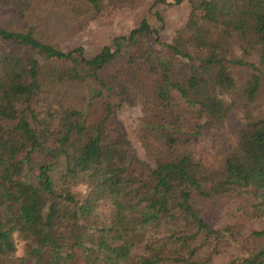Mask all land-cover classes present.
<instances>
[{"label":"trees","instance_id":"16d2710c","mask_svg":"<svg viewBox=\"0 0 264 264\" xmlns=\"http://www.w3.org/2000/svg\"><path fill=\"white\" fill-rule=\"evenodd\" d=\"M102 1L0 6L21 19L53 3L75 14L99 11ZM183 1L187 18L169 42L142 18L89 57L81 46L62 51L45 42L34 23L0 26V263L210 264L200 248L215 251L236 229L211 227L194 201L231 191L248 196L263 227L227 264H264V0L170 3ZM158 2L165 1L152 0L150 11ZM74 54L73 64L53 63ZM149 78L155 110L139 127L144 147L152 137L161 146L153 163L136 156L115 119ZM79 85L86 91L74 100ZM174 96L192 129L171 108ZM230 119L235 126L226 131ZM198 135L214 143L232 137L216 167L177 149Z\"/></svg>","mask_w":264,"mask_h":264},{"label":"rangeland","instance_id":"374dc122","mask_svg":"<svg viewBox=\"0 0 264 264\" xmlns=\"http://www.w3.org/2000/svg\"><path fill=\"white\" fill-rule=\"evenodd\" d=\"M156 3L150 11L152 0H103L100 10H87L81 14H75L64 5L58 3L47 4L36 8L35 11L26 12L25 17L15 18L11 6H0V26L10 29H21L24 26L34 23L38 27V36L50 45L66 51L75 46H81L84 56L96 54L103 45L110 44L111 39L117 35H125L131 28L135 27L142 18H145L151 26L159 28V40L169 42L177 29L185 22L189 6L186 1L174 5L172 0ZM152 11H156L162 18L163 27L160 28L159 21L156 20ZM78 57L74 54L66 60H53L57 66H67L76 62ZM143 81V80H142ZM151 79H146L139 84L141 95L135 97V103L132 105H122L116 113L117 127L121 130L123 136L127 138L136 153V156L145 162L153 163L155 159L160 158L161 146L156 139L149 138L146 141L147 148L142 143L139 119L144 115L152 113L155 102L154 96H151ZM134 86V83H133ZM139 89V88H138ZM86 91L85 85L73 86L74 100L83 97ZM176 105L173 108L180 116L179 120L183 128L192 129L194 119L187 113L188 109L174 96ZM143 100L147 103H143ZM177 106L180 108L177 109ZM259 112L264 114V99L259 103ZM165 114V113H164ZM235 121L230 119L225 123L226 131L234 128ZM233 139L227 135L225 139L216 143L206 135H198L190 143L179 144L177 149L181 152H187L191 157L203 160L209 167H216L221 153L231 146ZM169 152L164 155L169 156ZM141 167V166H140ZM139 170V166H135ZM75 191H83V185L74 187ZM195 205L201 215L214 228L224 227L226 225L234 226L236 229V238L233 241H220L215 251H209L208 246L203 245L198 254H204L208 251L210 264H227L236 253L252 245V232L259 231L263 227V220L253 217L250 214L249 198L244 194H236L227 191L212 198H195ZM260 238H258L259 240ZM22 254V243L17 241L15 255ZM7 264V263H0Z\"/></svg>","mask_w":264,"mask_h":264}]
</instances>
